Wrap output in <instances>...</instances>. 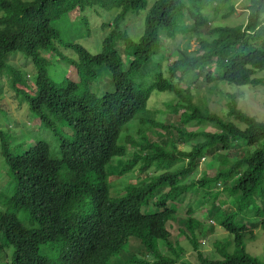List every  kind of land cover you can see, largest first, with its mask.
<instances>
[{"label":"trees","instance_id":"16d2710c","mask_svg":"<svg viewBox=\"0 0 264 264\" xmlns=\"http://www.w3.org/2000/svg\"><path fill=\"white\" fill-rule=\"evenodd\" d=\"M204 4L212 6L211 0H155L149 7L147 0H0V80L7 77L18 105L41 131L59 140L52 158L48 142L34 141L23 150L0 131V160L13 178L12 183L7 174L2 187L9 191L0 195V264H111L133 243L146 258L156 259H134L136 264H264L244 248L253 230L264 232V124L230 105L229 116L238 126L190 99L202 76L231 87L264 86V76L255 78L264 74V43H258L264 0H245V25L207 29L196 50L171 52L165 76L159 52L164 37L207 26L209 20L200 15ZM142 12L136 39L118 31L127 16ZM186 13L191 24L180 25ZM108 14L112 22L101 28L112 30L100 52L62 39ZM46 54L70 65L79 79L54 82L48 74L54 62ZM27 66L32 85L19 69ZM99 75L102 83L90 90ZM153 93L174 95L171 112L180 129L150 121L147 104ZM0 118L8 121L1 108ZM60 125L69 134L65 139ZM152 129L173 132L182 143L198 137L201 142L177 151L171 140L150 142L146 133ZM133 146L137 150L128 160ZM117 158L122 166L113 181L111 164ZM200 159L216 161L217 168L209 177L187 180ZM217 185L236 211L207 207ZM198 197L203 202L195 212ZM183 200L185 220L177 232L194 248V262H178L183 250L177 235L171 243ZM248 208L255 212L252 221ZM209 220L232 238V254L227 242L215 245L214 257L199 252L195 234L210 232ZM162 247L175 259L165 258Z\"/></svg>","mask_w":264,"mask_h":264},{"label":"rangeland","instance_id":"374dc122","mask_svg":"<svg viewBox=\"0 0 264 264\" xmlns=\"http://www.w3.org/2000/svg\"><path fill=\"white\" fill-rule=\"evenodd\" d=\"M155 0H147L148 7ZM185 1V0H184ZM212 6H208L204 4V7L200 9V15L207 17L209 23L205 27L198 28L195 32H184L182 34H177L176 38H168L164 37L159 52L164 54V58L161 61V67L163 74H166V67L171 63V52L180 49H187L188 52H192L198 48V43L200 39H207L208 35L203 33V31L207 29H211L213 27L220 26H240L246 24L247 19V10L245 0H227V2H221L220 0H211ZM187 6V5H186ZM230 6H232L230 8ZM144 13H138L135 15L127 16L126 19L121 22L120 28L118 31L120 33H126L130 37L136 39L142 32V25L144 20ZM113 19V15L108 14L105 19H95L93 23L88 26V29L85 26L81 25L80 34L76 35L73 31H68L67 37L63 35L62 39L65 42L77 43L84 46L86 49L90 50L93 54H96L101 51L102 42L108 36V34L112 30V26L108 25L105 28H101V25L105 23H111ZM191 20L186 13L182 19H180V25L185 24L186 26L190 25ZM261 26H260V35L258 39V43H264V13L261 16ZM80 37V38H78ZM70 54V53H68ZM52 62L54 65H51L48 69V74L51 79L55 82H62L64 78H68L74 81L79 79L78 75L74 72L73 68L67 63L56 62V59L52 58L50 54L44 55ZM18 66V65H17ZM20 71L26 76V82L29 85H32V80L30 75L32 73V68L29 66L23 68H19ZM264 74H257L255 78H261ZM104 75H99L94 83L89 87L90 90L97 88L100 83H102V79ZM96 82V83H95ZM182 86V85H181ZM18 87V86H17ZM190 99L191 102L197 106L199 109L206 108L211 114H215L220 117L224 121H231L236 125L240 126L239 123L229 116V107L230 105H235V111H239L240 113L253 118L259 123L264 124V86H247V87H231L226 86L221 83H218L216 80L206 81L203 79V76L199 78L198 83L195 87L191 88L190 91ZM177 104V99L172 94L168 93H153L151 94L148 104H147V117L153 123H161L164 126L171 125V129H180L181 126L177 122L176 115L171 112L173 107ZM0 108L7 115L8 121L0 118V131L3 132L4 135H8L10 138V143L14 146L17 144L22 145V149L30 148L34 143V141H46L50 144V157H57V150L59 146V140H56L52 137V135L41 131L39 125H36V121L33 120L32 115L28 114L26 111V107L24 105L19 106L16 95L10 88L9 80L6 76L2 77L0 80ZM188 128V125H187ZM191 129L196 130L194 128L189 127ZM66 126H59V134L62 138H67L69 135L66 132ZM190 130V131H191ZM137 144H141V140L135 137V132L132 131L129 133ZM150 142H158L163 145L167 140H171L174 142L177 151H188L191 149V146L201 142V139L198 137L197 139H189L184 143L177 138V135L174 136L173 132L169 133L168 131L161 129H152L151 131L146 133ZM137 146L128 147V160L131 159V153L136 151ZM119 159H114L111 164V170L113 169V173L116 174L112 176L110 179H117V170L120 169L122 162L117 163ZM2 160H0V193L4 194L6 188L4 189L2 186L10 179L13 183V178L10 173L7 172L6 168L2 164ZM185 164V162H184ZM109 166L107 167L108 171ZM217 168V162L213 160H204L200 159L198 162V170L197 172L191 173L189 176H186L187 180L194 179L198 180L203 174L206 176H211L215 169ZM7 174L9 179H7ZM134 182L135 179H132ZM222 190L220 185H217L212 191L211 194L216 195L215 198H208L206 201L207 207H216V209L224 210L226 207H231L235 210V206L231 199L228 198L227 194ZM1 195V194H0ZM199 198V197H198ZM3 202V198L1 199V203ZM203 202V199L199 198V201L195 204L193 210L198 207V203ZM181 203V202H180ZM182 208H179L178 214H180V218H178L177 224L173 227L172 236L173 240L171 243H174L175 240L178 239V243L182 248V252L180 253V257L178 262H194L196 259V252L191 244L185 239L184 235L178 234V229L182 228V223L185 220L184 211L186 207V203L183 202ZM258 207H263V205L258 201H256ZM184 205V207H183ZM247 211L250 212L248 217L249 221H252L254 218V211L251 208H248ZM9 212H13V210H9ZM196 212V211H195ZM240 218V217H239ZM183 220V221H182ZM244 219H240V223L248 222ZM203 222V221H202ZM201 222V223H202ZM257 222V221H256ZM259 222V220H258ZM257 222V223H258ZM208 224L212 226L210 232H196L195 238L199 243V252L202 255L207 257H214L216 252L214 251L215 245L217 243H230V246H227L228 253L232 254L234 248L232 243V238L228 236L225 231L219 227H215L212 224V221L209 220ZM196 229H200L197 227ZM210 228H208L209 230ZM177 235V239L174 240ZM190 236V235H189ZM130 242V241H129ZM244 248L245 252L253 258H256L260 262H264V232L259 229L253 230V237L248 239V236L244 239ZM160 251L164 252V256L167 259H175L174 254L170 251L166 252V248H160ZM146 258L141 254V247L139 243L130 244V246L126 245L123 248V251L118 255L117 258L111 261V264H136L134 259L137 261H145L148 263H153L156 259L152 258V256L147 255Z\"/></svg>","mask_w":264,"mask_h":264},{"label":"clouds","instance_id":"9594fccd","mask_svg":"<svg viewBox=\"0 0 264 264\" xmlns=\"http://www.w3.org/2000/svg\"><path fill=\"white\" fill-rule=\"evenodd\" d=\"M7 179H8V178H7ZM4 185H5V184H4ZM8 191H9V190H8V188H7V190L4 192V194H7V193H8ZM0 194H2V193H0Z\"/></svg>","mask_w":264,"mask_h":264}]
</instances>
